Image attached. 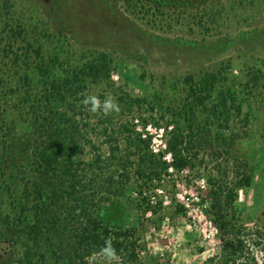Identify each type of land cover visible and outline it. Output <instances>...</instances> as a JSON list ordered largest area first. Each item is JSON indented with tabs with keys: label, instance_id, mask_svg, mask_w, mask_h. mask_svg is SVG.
<instances>
[{
	"label": "trees",
	"instance_id": "trees-1",
	"mask_svg": "<svg viewBox=\"0 0 264 264\" xmlns=\"http://www.w3.org/2000/svg\"><path fill=\"white\" fill-rule=\"evenodd\" d=\"M124 1L155 22L185 21L195 11L203 33L221 26L223 12L211 0ZM116 73L109 54H78L48 28L32 39L22 26L0 37V264H88L108 238L122 264L143 263L138 225L157 213L152 197L170 167L135 132L131 116L144 105L172 127L167 152L175 170L195 169L204 154L219 161L218 175L207 179L205 216L221 250L204 264H263L264 235L248 229L235 207L264 169V147L257 161L238 146L249 135L250 101L223 70L187 77L180 104L134 97L116 88ZM90 94L102 101L111 94L119 112H90L81 103Z\"/></svg>",
	"mask_w": 264,
	"mask_h": 264
},
{
	"label": "rangeland",
	"instance_id": "rangeland-1",
	"mask_svg": "<svg viewBox=\"0 0 264 264\" xmlns=\"http://www.w3.org/2000/svg\"><path fill=\"white\" fill-rule=\"evenodd\" d=\"M211 7L223 12L221 26L205 34L192 19L195 11L189 12L188 20L167 25L133 11L124 0H0V37L6 39L12 28L22 26L32 39L48 28L65 38L78 54L105 52L117 65L116 88L150 101L157 96L166 103L180 104L187 96V77L223 70L229 84L236 86L252 107L249 135L239 142L240 152L260 161L264 147V0H211ZM249 83L252 90L244 88ZM131 120L139 135L138 128L146 132L148 125L164 128L168 141L172 127L159 121L147 105L134 108ZM239 128L244 125L239 123ZM145 141L150 145L149 139ZM167 154L165 151L164 157ZM203 156V163L198 162L195 169L182 171L174 169L173 158L170 163L164 160L174 171L168 172L163 187L152 197L157 213L148 214L138 225L137 256L142 264L149 258L160 264H204L220 253L217 230L202 214L209 204L205 202L210 191L207 179L218 175L219 161L209 154ZM201 179L206 181L205 190L200 188ZM179 193L185 202L179 200ZM129 196L136 198L134 193ZM235 207L248 229H258L264 235V169L251 189L239 192ZM88 264L103 262L96 255Z\"/></svg>",
	"mask_w": 264,
	"mask_h": 264
},
{
	"label": "clouds",
	"instance_id": "clouds-1",
	"mask_svg": "<svg viewBox=\"0 0 264 264\" xmlns=\"http://www.w3.org/2000/svg\"><path fill=\"white\" fill-rule=\"evenodd\" d=\"M81 103L85 105L90 112L102 113L105 116L118 113L120 110L118 102L111 94L106 95L103 101L98 95H86ZM98 255L103 264H121V258L114 248L111 238L105 240L104 246L101 247Z\"/></svg>",
	"mask_w": 264,
	"mask_h": 264
},
{
	"label": "built area",
	"instance_id": "built-area-1",
	"mask_svg": "<svg viewBox=\"0 0 264 264\" xmlns=\"http://www.w3.org/2000/svg\"><path fill=\"white\" fill-rule=\"evenodd\" d=\"M138 131L141 132L142 139L150 140V148L154 154L156 155L160 153L163 154L165 151H167V142L165 141V129L164 128H157V127H152V125H148L145 128L146 132H142L140 128H138ZM164 160L170 163L172 161V154L168 153L167 156L164 157ZM173 171H174L173 167H170L169 172L172 173ZM200 188L202 190H205L207 188V184L204 179H201L200 181ZM177 197L179 198L181 202L186 201V198L182 193H179ZM204 213L205 212L202 211V214Z\"/></svg>",
	"mask_w": 264,
	"mask_h": 264
}]
</instances>
